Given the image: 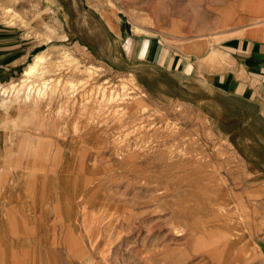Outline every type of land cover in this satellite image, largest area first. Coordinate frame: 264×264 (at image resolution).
Listing matches in <instances>:
<instances>
[{
	"label": "rangeland",
	"instance_id": "obj_1",
	"mask_svg": "<svg viewBox=\"0 0 264 264\" xmlns=\"http://www.w3.org/2000/svg\"><path fill=\"white\" fill-rule=\"evenodd\" d=\"M260 1L0 0V180L72 261L264 264V120L202 74Z\"/></svg>",
	"mask_w": 264,
	"mask_h": 264
},
{
	"label": "crops",
	"instance_id": "obj_2",
	"mask_svg": "<svg viewBox=\"0 0 264 264\" xmlns=\"http://www.w3.org/2000/svg\"><path fill=\"white\" fill-rule=\"evenodd\" d=\"M263 2L247 8L255 11L246 15L248 19L264 18ZM235 32L212 44L209 66L204 67L203 78L219 91L230 94L235 99L238 97L248 105H256L258 116L264 120V23L247 24ZM201 44L193 43L188 48L197 52ZM165 52V49L162 50L156 61L163 71L176 68L179 72L187 73L185 59L199 57L191 52H184V60L179 65L174 62L173 56ZM28 183L31 186V180ZM0 187V264H91V261H72L64 253V250L72 247L73 240L64 230L60 238L59 227H49L44 216L47 211L42 208L41 203L44 195L37 193L39 189L31 195L18 196L35 202L23 207L22 204L19 205L21 199H13L10 185L6 188L4 178L0 180ZM5 191L8 193L5 194ZM50 196L55 199L56 205L63 207L61 216H66L72 209L68 206L67 199H59L54 194ZM36 204H39L40 209H37ZM46 225L48 228L44 229Z\"/></svg>",
	"mask_w": 264,
	"mask_h": 264
},
{
	"label": "bare ground",
	"instance_id": "obj_3",
	"mask_svg": "<svg viewBox=\"0 0 264 264\" xmlns=\"http://www.w3.org/2000/svg\"><path fill=\"white\" fill-rule=\"evenodd\" d=\"M45 60V55L41 53L37 54L33 61L29 63V65L27 66L26 70H25V74H28L32 71H34L35 69H37V67ZM131 159V158H130ZM130 163V162H129ZM74 236V234H73ZM74 240V239H73ZM76 241V239H75ZM74 242V241H73ZM73 247V245H72ZM73 250V249H72Z\"/></svg>",
	"mask_w": 264,
	"mask_h": 264
}]
</instances>
